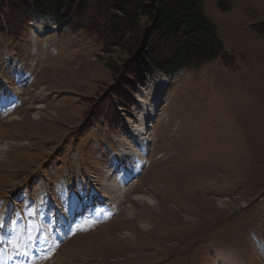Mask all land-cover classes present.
<instances>
[{
  "label": "rangeland",
  "instance_id": "374dc122",
  "mask_svg": "<svg viewBox=\"0 0 264 264\" xmlns=\"http://www.w3.org/2000/svg\"><path fill=\"white\" fill-rule=\"evenodd\" d=\"M3 1L0 214L55 243L37 264H264V0H203L226 53L139 82L110 38Z\"/></svg>",
  "mask_w": 264,
  "mask_h": 264
},
{
  "label": "trees",
  "instance_id": "16d2710c",
  "mask_svg": "<svg viewBox=\"0 0 264 264\" xmlns=\"http://www.w3.org/2000/svg\"><path fill=\"white\" fill-rule=\"evenodd\" d=\"M30 17L53 14L68 25L95 32L111 46L128 53L135 71L128 78H145L150 67L173 77L183 69L199 67L226 53L203 0H23ZM15 5V0H11ZM6 2L0 0V8ZM264 35V22L254 26ZM108 52L109 48H107ZM137 65L138 67L136 68ZM125 66V65H124ZM113 67V66H112ZM114 68L122 78V70ZM120 80V79H119ZM127 82V87L129 86Z\"/></svg>",
  "mask_w": 264,
  "mask_h": 264
},
{
  "label": "snow or ice",
  "instance_id": "6c2138e0",
  "mask_svg": "<svg viewBox=\"0 0 264 264\" xmlns=\"http://www.w3.org/2000/svg\"><path fill=\"white\" fill-rule=\"evenodd\" d=\"M29 208L31 209L29 216L38 215L37 210L32 209L31 205ZM5 227L9 229L10 239L8 243L13 253L12 258L16 259V254L27 257L21 264H37L39 259H47L52 254L55 243L51 247L48 246L49 238L41 233L39 226L30 224L27 228H22L14 219L6 218L0 214V229ZM5 239V236L0 235V240ZM261 247H264V243L261 244ZM3 251L4 249L0 247V255Z\"/></svg>",
  "mask_w": 264,
  "mask_h": 264
},
{
  "label": "bare ground",
  "instance_id": "6f19581e",
  "mask_svg": "<svg viewBox=\"0 0 264 264\" xmlns=\"http://www.w3.org/2000/svg\"><path fill=\"white\" fill-rule=\"evenodd\" d=\"M160 93V92H159ZM149 116V115H148ZM136 136L138 137V139L140 140V146H141V150L139 152H137L136 156H133L131 158L133 159H128L126 161H123L124 164L128 165L129 163V167L132 168V166H137L138 164H141L142 162H140L141 160H143L144 156H145V151L147 149L146 147V142H145V137L142 136V134H139L138 135L136 134ZM117 162V161H116ZM137 162V163H136ZM140 162V163H139ZM119 163V162H118ZM125 166V165H124ZM115 167L118 169H114L113 172H117L116 173V179H117V183L115 184L114 187L111 186V192L112 194L113 193H119V192H123V188H126L125 185H126V182H128L127 180L130 178V177H133L134 174H137L138 175V168L137 167H134L131 169V171H128L127 169H125V172L121 174V171L119 173V164H115ZM127 167V166H126ZM125 167V168H126ZM115 174V173H114ZM122 175V176H121ZM121 176V177H120ZM136 176V175H135ZM119 179V180H118ZM131 180V179H130ZM123 185V186H122ZM109 195V192L108 194H104V196L108 197Z\"/></svg>",
  "mask_w": 264,
  "mask_h": 264
}]
</instances>
